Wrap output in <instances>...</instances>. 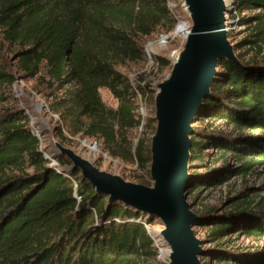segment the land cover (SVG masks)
Listing matches in <instances>:
<instances>
[{"label": "trees", "instance_id": "obj_1", "mask_svg": "<svg viewBox=\"0 0 264 264\" xmlns=\"http://www.w3.org/2000/svg\"><path fill=\"white\" fill-rule=\"evenodd\" d=\"M234 6L232 17L250 34L237 43L240 62L220 60L197 113L207 123L192 137L189 192L264 167V0H234ZM167 20H173L167 0H0V264H140L136 257L156 255L153 222L108 203L68 160L52 164L12 89L21 78L35 80L59 117L56 134L65 144L94 137L110 154H128L130 133L142 126L135 149L142 167L144 134L154 120L139 114L137 91L117 64L143 59L140 40ZM141 81L140 90L147 87ZM103 87L117 98L116 108L103 102ZM253 201L200 210L195 226L208 240L205 264H264V202Z\"/></svg>", "mask_w": 264, "mask_h": 264}, {"label": "water", "instance_id": "obj_2", "mask_svg": "<svg viewBox=\"0 0 264 264\" xmlns=\"http://www.w3.org/2000/svg\"><path fill=\"white\" fill-rule=\"evenodd\" d=\"M233 4L234 0H182L190 17L185 42L179 51L171 53L170 73L157 84L153 99L154 125L147 150L152 181L127 180L101 169L61 140H54L58 152L71 162L69 169L79 170L80 179L106 195L108 203H122L147 220L160 222L162 228L156 235L169 247L168 264H205L208 240L195 229L200 210L189 200L188 191L195 166L192 137L197 113L220 73V60L240 62L229 38L228 13L237 10ZM178 29H174L175 34ZM40 108L36 105L37 110ZM42 124L49 127L43 120ZM33 131L38 135L36 129ZM53 156L47 155L52 162Z\"/></svg>", "mask_w": 264, "mask_h": 264}, {"label": "rangeland", "instance_id": "obj_3", "mask_svg": "<svg viewBox=\"0 0 264 264\" xmlns=\"http://www.w3.org/2000/svg\"><path fill=\"white\" fill-rule=\"evenodd\" d=\"M171 11L172 19L164 21V27L155 32L150 37H142L140 40V45L143 48L144 57L135 59H126L121 63L117 64V68L123 72L131 81L132 85L137 91L138 96V112L144 118L150 117L154 118V96L156 86L159 82L167 77L171 70V53L179 51L185 42L183 37L184 32L174 33V29L177 25H189L190 17L187 14L184 6L182 5V0H167ZM234 5V4H233ZM236 10L228 13L229 20L231 21L229 29V38L231 42L236 46L237 52H239V47L237 43L246 38L249 34V26L241 25L238 17H232ZM249 15V12H243L242 16ZM184 26V27H185ZM185 27V28H186ZM245 48V47H243ZM246 47L245 49H247ZM162 56L168 60V65L161 67L158 64L156 57ZM140 77L143 78L141 83L147 84L142 90L138 89L140 83ZM141 84V85H142ZM35 80H26L21 78L14 85L12 91L21 106H25L27 111L31 115V125L32 128L36 129L39 137L42 140V149L44 153L48 156L54 154V159L57 165V159L63 158L68 160L65 155L58 152L56 146L54 145V140L60 141L56 134V123L59 117L57 114L53 113L48 106V97L39 94L34 89ZM100 94L103 102L111 107L116 108L118 106V100L113 95L108 87H103L100 89ZM36 105H41L40 110L36 109ZM48 124L49 127H45L42 124V120ZM205 121L197 120L195 126L205 125ZM215 125L220 126L222 129L232 130L231 125H226L224 122L217 120L214 122ZM154 122L150 129L144 134V145H145V157L146 163L144 165H139L138 159L135 157V149L138 139L142 136L143 127H138L130 133V142H132L130 151L128 154H122L119 156H114L108 152L104 147L101 140H96V138H81L74 137L73 144H65L68 147L74 148L77 152L85 157H88L95 161L101 169L113 173H119L127 180L134 182H150L152 178L149 174V165L147 150L150 143V138L152 135ZM86 146H83V144ZM96 145V149L93 146ZM204 150L207 152H214V149H209L207 146ZM141 160V158H140ZM229 163L233 165L235 160L230 157L228 159ZM223 160L216 163V166H220ZM212 163V162H210ZM67 166L71 165L68 161ZM80 176V174H79ZM245 191V195L240 194ZM247 197L252 198L254 203L264 202V167L256 168V171L248 174L247 176L241 174H231V177L222 185L211 189H201L192 190L189 192V200L195 202V209L205 210L211 207H224L228 208L234 202L246 199ZM234 198V200L229 201V199ZM153 224L149 226L152 236L154 238V248L157 251L155 256L152 255H141L136 257L140 264H168L169 258L167 253L169 252V247L163 243L160 237H157L156 233L162 228L160 222L155 219L152 221ZM198 235L201 238L205 237V230L195 226ZM264 239V238H263ZM262 239V241H263ZM247 241V240H246ZM209 264H217L214 259L209 260Z\"/></svg>", "mask_w": 264, "mask_h": 264}, {"label": "bare ground", "instance_id": "obj_4", "mask_svg": "<svg viewBox=\"0 0 264 264\" xmlns=\"http://www.w3.org/2000/svg\"><path fill=\"white\" fill-rule=\"evenodd\" d=\"M181 32H184L183 34H186V29H185V27H184V25L182 24H180V26H179V29H178V32L177 33H181ZM176 33V34H177Z\"/></svg>", "mask_w": 264, "mask_h": 264}, {"label": "built area", "instance_id": "obj_5", "mask_svg": "<svg viewBox=\"0 0 264 264\" xmlns=\"http://www.w3.org/2000/svg\"><path fill=\"white\" fill-rule=\"evenodd\" d=\"M179 26H180V25H177L176 28H179ZM184 26H185V25H184ZM185 27H186V26H185ZM186 28H187V27H186ZM186 28H185V29H186ZM45 154H46V153H45ZM55 163H56V161H53V162H52V164H55Z\"/></svg>", "mask_w": 264, "mask_h": 264}]
</instances>
